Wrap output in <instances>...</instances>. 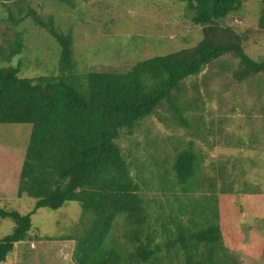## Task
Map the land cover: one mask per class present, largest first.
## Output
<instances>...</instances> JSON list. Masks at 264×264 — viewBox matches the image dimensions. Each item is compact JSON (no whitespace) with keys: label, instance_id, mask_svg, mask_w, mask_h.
<instances>
[{"label":"trees","instance_id":"1","mask_svg":"<svg viewBox=\"0 0 264 264\" xmlns=\"http://www.w3.org/2000/svg\"><path fill=\"white\" fill-rule=\"evenodd\" d=\"M7 1L15 0H1L3 4ZM61 1L74 6V0ZM260 2L257 21L264 29V0ZM243 3L188 0L192 23L202 26L201 41L140 60L126 72L80 73L72 37L39 19L34 9H27L58 43V73L28 77L21 74L20 64L0 65V124L32 125L19 172L18 196L35 199L34 209L26 214L0 206V218L15 223L13 231L0 239V264L16 244L30 238L37 209L58 210L70 201L79 202L91 215L89 225L85 216L81 218L83 231L74 238L75 264H240L238 254L230 249L236 246L231 233L236 226L223 220L227 207L222 195L231 188L217 189L212 184L208 192L192 198L201 189L202 174L194 147L177 151L172 173L167 168L163 173L155 171L157 189L166 203L173 199L174 206L168 204L172 212L168 215L166 204L159 201V213L154 215L151 200L143 195L119 141L123 133L132 134L143 120L167 106L174 122L191 127L185 118L188 107L181 100L182 85L224 57L237 59L232 74L238 83L264 74V61L252 59L241 36L224 24ZM10 13L16 22L25 18ZM22 33L7 52L0 49L3 59L11 61L19 54ZM217 191L222 195L218 197ZM160 233L163 242L157 241ZM227 235L231 244H224Z\"/></svg>","mask_w":264,"mask_h":264},{"label":"rangeland","instance_id":"2","mask_svg":"<svg viewBox=\"0 0 264 264\" xmlns=\"http://www.w3.org/2000/svg\"><path fill=\"white\" fill-rule=\"evenodd\" d=\"M29 8L72 37L80 73L126 72L140 60L193 47L202 39V26L190 19L193 11L188 0H74V6L61 0L6 4L0 0V49L7 52L19 31L23 32L19 54L11 61L0 54V65L20 64L21 74L28 77L57 74L60 51L56 39L27 13ZM260 9V0H244L241 10L224 20L241 36L246 53L256 61H264V29L257 21ZM9 12L25 18L16 22ZM237 63L231 56L224 57L185 80L181 100L188 107L185 118L191 127L174 122L167 106L143 120L132 134L123 133L119 144L132 162L131 171L143 195L151 200L154 215L159 213V201L166 204L168 215L172 214L170 203L174 206L173 199L166 203L157 189L155 171L163 173L167 168L172 173L177 151L192 145L200 156L202 172L201 189L192 198L208 192L212 184L217 189L231 188L223 195L217 191L218 197H225L224 222L230 220L236 226L231 230L236 246L234 243L230 249L238 254L240 264H264V74L238 83L232 74ZM31 129L27 123L0 124V206L22 214L35 205L34 198L18 196L19 172ZM155 162L157 166H153ZM179 199L184 197L179 194ZM84 216L89 225L91 215L77 201L58 210L37 209L30 238L16 244L1 264H75L74 238L83 231ZM14 226L13 220L0 218V239ZM164 240L160 233L157 241ZM223 241L231 244L233 240L227 235Z\"/></svg>","mask_w":264,"mask_h":264}]
</instances>
